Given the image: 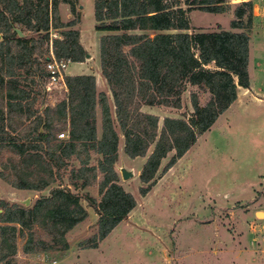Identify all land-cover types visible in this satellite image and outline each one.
Returning a JSON list of instances; mask_svg holds the SVG:
<instances>
[{"label": "trees", "instance_id": "16d2710c", "mask_svg": "<svg viewBox=\"0 0 264 264\" xmlns=\"http://www.w3.org/2000/svg\"><path fill=\"white\" fill-rule=\"evenodd\" d=\"M94 0L96 29L100 37L101 72L112 99L98 91L94 74L65 75L67 92L54 107L35 109L33 85L48 81L49 48L58 59L85 61L87 52L80 41V0H0V152L14 150L28 161L48 156L53 171L75 158L79 167L70 170L71 185L85 188L102 175L98 200L84 199L98 214L97 233L83 248L99 243L136 207L137 201L120 183L116 170L120 134L125 153L146 157L140 171L139 192L145 196L156 183L163 159L173 152L162 168L168 171L238 99V89L251 88L250 28L253 0H242L233 11L231 29L189 32L188 12L199 6L211 13L227 11L224 0ZM68 4L73 18L62 20L60 5ZM31 31L37 37L19 35ZM51 30L59 36L51 37ZM24 71V72H22ZM23 74L31 83H23ZM27 78V79H28ZM37 79V80H36ZM208 92L204 103L198 91L191 92L193 112L187 117H160L143 106L182 107L188 86ZM101 110L102 133L97 130V109ZM113 108L115 118L113 117ZM23 122L17 128L16 118ZM25 120L28 123L25 124ZM64 122L68 136L58 140V123ZM65 134V132H63ZM93 154L100 155L91 164ZM4 174L0 171V177ZM54 178L20 176L13 185L43 190ZM82 196L70 187H54L32 206L0 201V264H14L19 237H25L24 253L46 250L48 242L37 239L35 226L42 227L51 243L69 248L67 232L88 216Z\"/></svg>", "mask_w": 264, "mask_h": 264}, {"label": "rangeland", "instance_id": "374dc122", "mask_svg": "<svg viewBox=\"0 0 264 264\" xmlns=\"http://www.w3.org/2000/svg\"><path fill=\"white\" fill-rule=\"evenodd\" d=\"M241 1L224 0L228 9L223 13L192 6L188 12L192 27L189 32L230 30L233 11ZM253 2L254 17L249 30L251 88L238 89V99L166 172L162 168L173 152L163 159L156 183L145 196L139 192V175L146 157L131 158L125 153L124 137L116 124L120 134L116 170L121 185L134 195L137 205L97 248H83L80 244L97 233L98 214L83 197L90 194L100 199L101 174L92 185L77 189L70 181L71 168L80 166L75 158L59 170L55 168L52 176L47 166L48 156L24 161L10 148L0 152V171L4 174L0 177V201L32 206L40 196L49 195L52 188L70 187L82 196L81 202L88 211V216L67 232L68 249L51 243L50 236L37 225L36 237L48 242V248L24 253L26 239L19 237L14 264H264V0ZM80 4L84 5L79 8L83 21L75 27L83 32L80 41L89 54L87 65L98 76V91H105L113 106L108 83L101 72L99 43L103 32L96 29L94 0H80ZM182 6L188 8L184 0ZM60 13L64 21L73 18L68 4L60 5ZM24 34L38 36L27 30ZM57 36L59 31L51 30V37ZM47 47L51 53L52 46L46 44ZM79 70V63L71 62L64 75ZM23 77V83H31L25 74ZM36 83L32 93L37 98L34 108L39 112L47 106L54 107L66 95L63 82L38 80ZM193 91L200 93L201 103L209 96L205 90L189 85L182 96L181 108L143 106V110L157 114L161 124L165 116L187 117L193 112L190 100ZM22 123L17 117V128L23 127ZM64 127V122L57 124L58 140L68 136ZM97 130L101 135L100 108ZM63 132L65 135L61 137ZM99 157L93 154L91 164H96ZM123 168L132 173L130 178L123 177ZM20 176L34 180L54 178V181L43 190L22 189L13 185Z\"/></svg>", "mask_w": 264, "mask_h": 264}, {"label": "built area", "instance_id": "2783aa9c", "mask_svg": "<svg viewBox=\"0 0 264 264\" xmlns=\"http://www.w3.org/2000/svg\"><path fill=\"white\" fill-rule=\"evenodd\" d=\"M71 63L70 59H58L55 57L53 50H51V60L47 64V70L50 75L48 81L50 83H59L63 82L65 89L67 90L65 84V75L64 72L68 65ZM64 133H61L60 136L64 137Z\"/></svg>", "mask_w": 264, "mask_h": 264}, {"label": "crops", "instance_id": "0c3cea01", "mask_svg": "<svg viewBox=\"0 0 264 264\" xmlns=\"http://www.w3.org/2000/svg\"><path fill=\"white\" fill-rule=\"evenodd\" d=\"M80 7H84V5H80ZM67 21V20H65ZM83 21V19L81 20ZM80 36H83V32L82 30H80ZM85 49L87 50V48L85 47ZM89 58L86 57V60L85 61H82V62H77L79 63V68L80 70L79 71H75V72H70V73H67L68 75H78V74H93V72L90 70L91 68L87 65V62L89 61L88 60ZM96 76V80H97V83H99V79H98V76L97 74H94ZM104 80L101 79V82H103ZM98 85V84H97ZM242 88L244 90H249V89H246V88H243V87H239V89ZM105 89V88H104Z\"/></svg>", "mask_w": 264, "mask_h": 264}, {"label": "water", "instance_id": "95a60500", "mask_svg": "<svg viewBox=\"0 0 264 264\" xmlns=\"http://www.w3.org/2000/svg\"><path fill=\"white\" fill-rule=\"evenodd\" d=\"M17 30V32L19 33V35H21V36H23L24 34H23V32L20 30V29H16ZM87 56H89V54H87ZM122 175H123V177L125 178V179H128V178H130L131 176H132V173L131 172H129L128 170H126V169H122Z\"/></svg>", "mask_w": 264, "mask_h": 264}, {"label": "bare ground", "instance_id": "6f19581e", "mask_svg": "<svg viewBox=\"0 0 264 264\" xmlns=\"http://www.w3.org/2000/svg\"><path fill=\"white\" fill-rule=\"evenodd\" d=\"M259 214H260V215H262V213H261V212H260Z\"/></svg>", "mask_w": 264, "mask_h": 264}]
</instances>
